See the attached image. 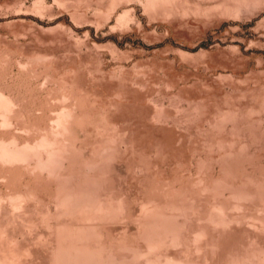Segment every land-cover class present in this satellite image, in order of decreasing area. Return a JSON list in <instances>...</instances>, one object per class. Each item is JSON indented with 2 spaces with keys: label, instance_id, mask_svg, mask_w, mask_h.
Here are the masks:
<instances>
[{
  "label": "rangeland",
  "instance_id": "rangeland-1",
  "mask_svg": "<svg viewBox=\"0 0 264 264\" xmlns=\"http://www.w3.org/2000/svg\"><path fill=\"white\" fill-rule=\"evenodd\" d=\"M0 264H264V0H0Z\"/></svg>",
  "mask_w": 264,
  "mask_h": 264
}]
</instances>
